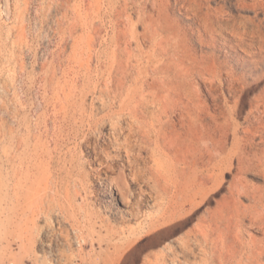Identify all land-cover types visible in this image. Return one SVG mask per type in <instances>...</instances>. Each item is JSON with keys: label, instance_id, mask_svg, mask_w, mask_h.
<instances>
[{"label": "rangeland", "instance_id": "rangeland-1", "mask_svg": "<svg viewBox=\"0 0 264 264\" xmlns=\"http://www.w3.org/2000/svg\"><path fill=\"white\" fill-rule=\"evenodd\" d=\"M262 6L0 0V264H264Z\"/></svg>", "mask_w": 264, "mask_h": 264}, {"label": "bare ground", "instance_id": "bare-ground-1", "mask_svg": "<svg viewBox=\"0 0 264 264\" xmlns=\"http://www.w3.org/2000/svg\"><path fill=\"white\" fill-rule=\"evenodd\" d=\"M261 0H259L260 2ZM239 2V1H238ZM244 2V1H243ZM255 3V2H253ZM244 5V3H243ZM240 6V5H239ZM250 6V5H249ZM248 6V7H249ZM259 6V5H257ZM256 6V7H257ZM263 7V6H262ZM249 9V8H248ZM251 9V8H250ZM254 11V10H253ZM263 12H264V7H263ZM254 13V12H253ZM262 13V12H261ZM230 16V15H229ZM257 17V16H256ZM254 18V17H251V19ZM231 19V18H230ZM258 20V19H257ZM244 21V20H243ZM246 22V19L245 21ZM259 22V21H258ZM263 24H264V20L263 21H260L259 22V25L257 26V30L260 31V29L263 27ZM252 25H253V22H252ZM249 29V28H248ZM256 29V28H255ZM254 29V30H255ZM247 30V28H246ZM253 32V31H252ZM249 33V32H247ZM255 34V33H254ZM261 39L263 40L264 42V37L260 36ZM258 106V105H257ZM262 108H264V105L262 104V106L260 107V104L258 107H256L257 111L259 113H261V115H263V111ZM260 115V114H258ZM260 115V116H261ZM257 118V117H256ZM255 119V118H254ZM258 120V119H256ZM261 120V119H260ZM260 122V121H259ZM264 124V123H263ZM260 126V125H258ZM257 126V127H258ZM264 127V126H262ZM259 128V127H258ZM257 128V129H258ZM264 129V128H263ZM264 133V132H263ZM264 135V134H263ZM264 137V136H263ZM95 155V154H94ZM242 161V160H241ZM193 164V163H192ZM232 164V163H231ZM237 164V162H236ZM242 164V163H241ZM197 165V162H195L193 164V166H196ZM240 166V165H239ZM115 168V167H114ZM228 168V167H227ZM111 169V167H110ZM113 169V168H112ZM112 169L110 170V172H112L113 174V170ZM243 169V168H242ZM121 169H119V172H120ZM239 168L235 167V171H238ZM222 170H219V172L221 173ZM122 172V171H121ZM124 172V171H123ZM236 173V172H235ZM110 174L111 176L108 178L109 179V183H110V186L112 188V190L115 191V194H110L112 198H116L117 200V197H118V204L120 206V209H123V208H126L128 211H126L125 213L127 214H130L132 219H137V218H140L141 217V214H142V209H143V206H144V202H145V194H147L145 191L144 193L142 192L140 194V197L137 199V201L135 203H133V199H134V195L133 192H132V189H131V184L129 182V180L127 179V177L123 174V173H120L118 175H112ZM232 174V173H231ZM237 174V173H236ZM222 176V175H221ZM107 179V180H108ZM201 180H204L205 181V178L202 177ZM143 191V190H142ZM140 193V192H139ZM231 193V192H230ZM238 196H240V194H237ZM242 195H245L247 198H249L250 200H252L254 202V206L255 207H258L260 208L261 210H264V186L259 190V191H256V192H253V193H248V192H242ZM137 198V197H136ZM251 223L254 224V225H259L261 224V221L259 220H251Z\"/></svg>", "mask_w": 264, "mask_h": 264}]
</instances>
